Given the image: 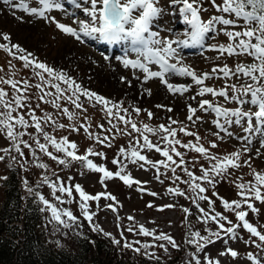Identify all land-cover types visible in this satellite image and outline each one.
I'll list each match as a JSON object with an SVG mask.
<instances>
[{"label": "snow or ice", "instance_id": "obj_1", "mask_svg": "<svg viewBox=\"0 0 264 264\" xmlns=\"http://www.w3.org/2000/svg\"><path fill=\"white\" fill-rule=\"evenodd\" d=\"M4 3L10 4L13 8L19 9L30 16L44 19L46 22L55 23L56 28L63 34L74 37L77 41L81 40V34L91 39H98L108 44H127L131 52L136 53L135 59L119 58L125 67L141 70L144 82L153 78H158L160 82L166 86L171 94L184 95L189 92L192 87H198V90L191 97L197 103L196 107L187 106L188 115L186 120L192 125L203 120V116L197 115V112L204 114L211 113L214 115L212 124L217 131L213 133L218 140L223 141L225 137H233L234 134L230 129L232 126L242 128L245 135L235 137L241 142L240 149L233 151L227 155L218 156L210 152L219 145L216 141H212L209 147L200 144L201 137L195 131H189L188 127L169 117V124H160L153 128L145 123L138 126L136 121L131 118L129 108L123 107L122 102H113L94 91L82 87V85L71 77L69 74L57 71L48 66L45 62L39 61L33 53L28 52L19 44L11 42V37L7 33H0V49L8 54L11 59L8 61V70L0 68V85L9 86L11 93L0 87V135L9 141V146L0 149V161L6 158L10 159L13 164H18L23 170H27L30 165L40 168L44 171L41 178V184L47 185L51 191L56 203L50 202L42 194L36 192L35 195L44 205L41 211L50 212V222L64 228H71L77 224L79 218L69 209L58 207L72 202H77L81 214L85 220L89 222L92 231L103 230L93 223L94 212L89 211V201L99 202L101 198L113 201L109 203L107 208L113 213L117 212L116 197L110 193L101 192L96 195L87 194L81 185H66L57 175L52 180L47 175L50 170L49 165L43 162L41 154L55 161L58 165L69 166L74 162H78L81 166L89 171L100 173V183L105 184L106 180L119 179L125 185L131 187L137 185V190L144 192L141 185L147 182L134 180L130 173L126 171L127 163L138 165L144 170L154 169L155 178L163 183L160 179L165 170H170L172 176L169 179L173 183L180 182L187 184L190 193L180 190L178 187H169L167 193L175 197H184L198 210L197 220L201 223H215L217 228L215 231L206 228L207 235H201L200 231H193L189 224L186 243L193 246L195 251L190 252L191 257L189 264H202L200 259L201 253H204L208 245L223 240L225 245L228 240L239 239V229L243 228L250 234L248 244L255 246L261 252H264V234H262L256 226L249 222L246 217L249 211L257 213L259 210L254 206L253 201L264 203V172L252 169L251 159L242 160L244 153L251 152V145L257 136H264V0H223L222 4H217L216 0H211L212 7L215 8L220 15H214L204 22L201 18V12L206 11L200 0H171L173 6H179V14L183 22L191 28L190 33H185L187 39H164L159 37V33L151 30L152 23L161 14L162 10L157 6L159 0H69L76 8L81 9L85 19L77 18L74 23L76 28L66 26L57 22L54 17H50L49 13L53 10L64 11V7L60 0H35L39 7H29V0H19V3L12 4L11 0H3ZM90 5V6H88ZM233 17V18H228ZM218 25L223 27L218 28ZM240 28L241 30H229ZM218 32H222L229 40L225 45H219L213 50L218 52L217 59L224 57L248 56L252 58V63H239L235 68L228 64L214 66L210 72L197 74L188 66H184L178 58L177 48L183 47H203L206 37L212 36ZM107 59V57H105ZM13 60L21 61L24 69H31L32 79L35 83H31L29 79H15L16 66ZM175 62H172V61ZM152 66H158V70H153ZM174 77L190 78L191 84H174L170 80ZM122 81L125 78H121ZM217 79L224 80L225 84L221 88L207 86L206 81ZM239 81V83H229V81ZM35 88L37 92L32 93ZM150 95V90H148ZM210 94L217 98L216 102L203 99L205 95ZM36 95L37 100L35 107H32L31 100ZM197 97L201 99L197 100ZM219 98H223L226 103H235L237 107L230 109L219 103ZM42 104H50L56 109L60 115L67 117L72 121L77 118V113L70 110L66 105H71L74 109L86 112V104L93 107L100 106V110L107 117L109 127L105 129L104 124L97 127L100 132H91L92 125L90 122L81 123L79 127L75 124L70 125L72 132L79 133L81 130L89 139L95 141L96 144L105 147H112V140L117 135L129 137L128 147H120L118 154L112 160V164L116 165L118 170L112 172L104 165H97L90 157H100L106 159L105 153L94 150L93 147L86 149L85 154H77V143L70 141L67 136L59 139L52 134L49 129L54 131L56 128H65L66 125L59 123L51 113L44 112L42 116L37 115V110ZM249 105L248 110L244 106ZM164 108V105H157ZM255 109L253 111L252 109ZM168 112H172L171 107L166 108ZM136 115L141 113L139 107L132 106L131 109ZM149 119H152L154 113L147 112ZM255 121V123H254ZM180 124L179 128L173 125ZM122 125V126H121ZM34 129L33 132L28 131ZM185 136L194 137L195 142L189 140L182 142L177 138V133ZM106 133V134H102ZM223 133L224 135H221ZM150 136L157 139L153 141ZM27 137V139H25ZM185 149L187 152H195L199 154L194 159L203 157L207 160L208 167L200 165V175H196L192 170L193 166H188L185 161L186 152L178 150ZM261 147H264V141H261ZM52 149L51 151L49 149ZM27 149V155L25 153ZM154 150L162 159L153 161L146 155L142 154L143 150ZM257 155H262L257 149ZM175 157V158H174ZM178 158V159H176ZM147 166V167H146ZM247 166L251 171L253 180L247 183H237L239 189L237 200L228 201L219 197L217 193L213 195L222 203L225 212H231L235 215L237 223H233L221 212L215 210V201L205 195L207 191L206 185L215 187L218 183L217 178H225L230 175V169H239ZM177 169L187 177L182 179L177 174ZM53 175H56L53 172ZM7 179V177H0ZM71 179V178H69ZM235 183V182H233ZM26 190L31 194L34 189L28 186V181L24 180ZM73 190L78 194L79 200L76 201L73 196ZM59 192L61 195H56ZM148 195L153 197L158 193L148 191ZM65 196L68 199H65ZM206 201L208 208L205 209L199 203ZM245 206L246 209L245 210ZM147 207H153L149 203ZM174 204L163 205L158 208L163 211L165 208H173ZM186 218L191 215L188 207L183 208ZM129 220L134 217L129 216ZM227 225V226H226ZM129 232H136L145 237H152V243H143L139 240L123 243L124 248H131L133 251L140 253L142 249L144 254L154 257V253L148 252V249L160 247L165 252L169 251L168 246L172 249L179 250L180 246L168 234L159 233L155 230H149L144 225L129 227ZM105 236L111 237L110 233H103ZM123 238V233H121ZM253 237L258 238L257 243ZM156 241L167 242L157 245ZM112 243L121 244V240L112 238ZM134 245H140L134 247ZM220 255H230L233 258L238 256V252L230 247H226ZM158 259V258H157ZM247 259L250 264H264V257L247 253ZM203 264H220L218 259L204 256Z\"/></svg>", "mask_w": 264, "mask_h": 264}, {"label": "rangeland", "instance_id": "obj_2", "mask_svg": "<svg viewBox=\"0 0 264 264\" xmlns=\"http://www.w3.org/2000/svg\"><path fill=\"white\" fill-rule=\"evenodd\" d=\"M11 2L12 4H17L19 3V0H11ZM60 2L64 7V11L53 10L49 13L50 17H54L57 22L63 23L66 26L76 28L77 25L74 23V20L77 18L85 19L84 13L81 9L76 8L74 4L69 2V0H60ZM80 2L82 3V0H80ZM222 2L223 0H216L217 4H222ZM200 3L203 8L206 9V11L201 12V18L204 22L214 15L221 14L217 13L215 8L212 7L211 0H200ZM157 6L162 12L150 26L151 30L158 32L159 37L164 39H187V36L184 34L186 32L190 33L191 28L183 22L182 17L179 14V6H173L171 0H159ZM29 7H39V5L35 0H29ZM217 27L221 28L223 26L218 25ZM229 30L239 31L241 29L236 28ZM0 33L9 34L12 43L19 44L28 52L33 53L39 61L45 62L55 70H62L69 74L71 77L75 78L82 87L109 98L113 102H122L123 107L129 108L131 118L136 121L138 126H142L145 123L153 128L158 127L160 124L168 125V118L171 117L178 122H182L183 125L188 127L189 131L197 132L201 137L200 144L204 147L207 148L212 141H216L219 146L215 149H210V152L215 155H227L241 147V142L235 137L243 136L245 133L242 128L238 126L234 125L230 129L234 134L233 137H225L223 141H220L213 135V133L217 131L216 127L212 124V120L215 118L213 114L197 112V115L203 116V120L197 122L196 125H192L186 120L188 115L187 106H197L196 101L192 100L191 97L198 90V87H192L190 91L184 95H174L167 91L166 86L163 85L158 78H153L144 82L141 70L133 69L130 66L125 67L122 63V59L119 58H136V53L131 52L130 47L124 50L123 53L116 52L107 55L105 54L106 52L103 53L100 51L101 49L98 45H96L98 48L97 50L94 45L89 42L88 37L81 34V40L77 41L74 37L68 34H63L58 30L55 23H49L44 19L30 16L19 9L13 8L10 4L4 3L3 0H0ZM228 43V38L222 32H218L212 36L206 37L203 47H191V50L189 51H183L182 46L178 47V58L182 61L184 66L190 67L197 74L210 72L214 66H222L225 63L230 67L235 68L239 63L248 64L251 61L252 58L248 56L227 57V54H225L224 57L217 59L218 52L213 49L219 45L226 46ZM206 45L209 47L208 49H205ZM107 49H111V47L107 46ZM105 57H107V59H105ZM10 59L11 57L0 49V68L8 70V61ZM172 62L175 61L173 60ZM12 63L16 66L15 79H29L31 83L36 82L35 79H32L31 69H24L21 61L13 60ZM152 68L153 70H158V66H152ZM3 74L4 73H0V75ZM122 77L125 78L123 81L121 79ZM170 82L177 85H187L192 83L191 79L186 77H174ZM233 82L239 83V81L235 80L229 81V83ZM224 84V80L212 79L206 81L207 86H213L215 88H221ZM0 87H4L5 90L11 93L9 86L0 85ZM148 90H150V95L148 94ZM36 92L37 90L33 88L32 93L35 94ZM199 99L201 98L197 97V100ZM203 99H208L215 103L217 98L208 94L205 95ZM38 102L36 95H33L31 100L32 107H35ZM219 103L230 109H235L237 107V104L235 103H226L223 98H219ZM157 105H164L165 107L159 108ZM66 106L77 113V118L75 120L70 121L67 117L60 115L50 104L41 103L40 109L37 110V115L42 116L44 112L51 113L59 123L66 125L63 129L56 128L54 131L49 129L53 135L58 139L67 136L70 141L76 142L78 146V155L85 154L86 149L89 147H93L94 150L105 153L106 159L91 157L93 162L97 165H104L108 170L116 172L118 168L116 165L112 164V160L117 156L120 147H128L129 137L117 135L116 138L112 140V147H105L96 144L94 140L88 138L83 130L79 133L72 132L68 126L75 124L79 127V125L85 122L86 119L87 122H90L92 125L90 128L91 132H100L101 130L97 127L100 124H104L105 129H107L109 127L107 124V117L104 112L100 110V106L93 107L90 104H86V112L76 110L71 105ZM132 106L139 107L142 110L141 113L136 115L132 112ZM168 107H171L173 111L168 112L166 110ZM249 107V105L244 106L245 110H248ZM252 110L255 111L254 108ZM148 111L154 113L152 119L148 118ZM180 126L179 123L173 125V127L176 128H179ZM221 135L224 134L221 133ZM177 138L182 142H188L189 140L195 142L194 137L185 136L179 132L177 133ZM150 139L155 141L157 138L150 136ZM261 141H264V136L255 137L251 145V152L244 153L242 155V160L251 156L252 169L264 172V147H261ZM8 146L9 141L0 135V149ZM177 147L178 150L186 152L185 161L190 167L194 165L192 170L196 175L200 172V165L208 167L209 162L204 160L203 157L194 159L199 154L195 152H187V150L180 149L179 146ZM257 149L260 150L262 155H257ZM49 150L51 151L52 149L50 148ZM24 151L27 155V149ZM142 154L146 155L153 161L162 159V157L154 150L148 151L145 149L142 151ZM41 157L43 162L49 165L50 170L47 172V175L50 179L55 180L58 175L66 185H81L87 194L96 195L101 192H107L116 197V201H118V204L116 205V213H113L111 209L106 207L109 202L115 203L113 201L104 198H101L98 203L95 201H89V211L95 213L93 223L103 230L102 232L94 231V234H96L95 236H98V234L105 236L103 233H110L112 238L121 239L122 242L125 240L128 242L136 240L141 242L152 241V237H145L136 232L127 231L129 227H136L138 229V226L142 224L149 230H155L157 234L161 232L168 234L174 238L176 242L181 243L187 239V236L185 235L188 233L189 224L193 231L198 230L201 235H207L205 231L206 228L213 231L217 228L215 223L209 222L208 224H204L197 220L199 214L198 210L190 200L185 199L184 197H175L167 193L169 187H178L180 190L187 193H190L191 191L187 184L180 182L173 183V180L169 179V177L172 176L170 170H165L161 167V172L164 173V175L160 177V179L163 180V183H161L155 178L154 169L149 168L148 170H144L138 165L128 162L126 171L131 174L133 179L147 182L141 185L146 191L141 192L137 190V185L133 184V186L129 187L118 178L106 180L105 187L104 184L100 183L102 174L89 171L83 168L78 162H74L65 167L58 165L55 161H52L46 156L41 155ZM10 164H13V162L8 158L4 161H0V177H5L7 167H9ZM31 166L32 165L28 166L26 171L21 169L22 173L27 174L26 180L28 181V185L36 184L37 179L41 180L42 175L44 174L43 170H40V172L36 174L37 172L32 169ZM252 169L247 166H242L241 168L234 170L230 169V175H227L225 178H217L219 182L216 183L215 187L206 185L207 191L204 194L215 201V210L227 215L233 223H237L235 215L231 212H225L221 201L213 195V192L230 202L239 199V189L236 187V184L252 181L253 176L250 174ZM53 172L56 175H53ZM177 174L181 175L182 179H187L180 169H177ZM2 180L3 179H0V201L2 200ZM24 180L25 179H22L23 184ZM40 188V193L50 202L55 204L56 201L53 198L51 189L43 184ZM148 191H154L158 193V195L153 197L147 194ZM56 195H61V193L57 192ZM73 196L76 201L79 200L78 194L75 193L74 190ZM65 199L68 198L65 196ZM149 203H152L153 207H147ZM199 203L205 209L208 208L206 201H200ZM253 203L259 211L253 213L248 210L249 215L246 219L264 234V203H261L260 201H253ZM167 204H174L175 207L165 208L163 211L158 210V208ZM57 206L71 210L75 216H78L81 213L77 202L64 205L57 204ZM184 207L190 208L192 215L190 216L191 218H186V215L183 212ZM245 210H247L246 206ZM48 214L50 215V212H48ZM129 216L134 217V220H129ZM80 219L85 221L86 225H88L91 230L89 222L83 219L81 215ZM190 219L194 220L192 221ZM69 229H73V227ZM64 231L65 233H62L68 235L69 230L64 229ZM238 231L240 234L239 239L228 240L227 245H225L223 240H218L216 243L208 245L205 248L204 253L199 254L202 264L205 255L213 259H218L220 264H250V261L247 259V253L249 252L264 257V252H261L255 246L245 242L249 240L250 234L243 228H240ZM121 233H123V238L121 237ZM56 237L63 242L68 238L61 234H56ZM252 239H255L257 243H260L258 238L253 237ZM161 242L162 241H156L155 243ZM185 245L188 248L189 253L195 251L193 246L187 243ZM226 247L236 250L238 256L233 258L230 255H220ZM173 253L174 252H170L169 254H166L165 258L169 260L170 256L174 255ZM190 259L191 257L189 256L183 264H189Z\"/></svg>", "mask_w": 264, "mask_h": 264}, {"label": "trees", "instance_id": "obj_3", "mask_svg": "<svg viewBox=\"0 0 264 264\" xmlns=\"http://www.w3.org/2000/svg\"><path fill=\"white\" fill-rule=\"evenodd\" d=\"M28 131L33 132L34 129ZM31 167L36 174L41 170L34 164ZM5 177L7 179L1 183L0 264H183L189 257L185 241L176 242L179 250L172 249L162 241L169 251L165 252L158 246L148 249V252L154 253V257L145 255L143 249L137 253L131 248H124L121 239H118L121 240L120 245L113 244L112 237L95 236L80 215L73 229L56 225L50 222L47 211L40 210L43 206L35 193L37 185H42L41 180L37 179L36 184L30 185L34 189L30 194L22 183V179H27V174L22 173L18 165L7 167ZM64 229L69 230L68 235L62 233H65ZM56 234L68 238L63 242ZM170 252H174V255L167 260L165 255Z\"/></svg>", "mask_w": 264, "mask_h": 264}, {"label": "bare ground", "instance_id": "obj_4", "mask_svg": "<svg viewBox=\"0 0 264 264\" xmlns=\"http://www.w3.org/2000/svg\"><path fill=\"white\" fill-rule=\"evenodd\" d=\"M98 46L101 47L102 50H106L107 49V46H110L112 48V46L113 47H116V44H108V43H106L105 47L103 45H98ZM112 50H114V49H112Z\"/></svg>", "mask_w": 264, "mask_h": 264}]
</instances>
